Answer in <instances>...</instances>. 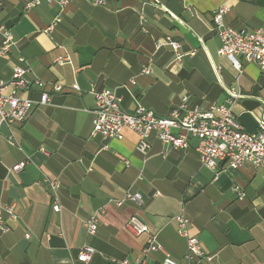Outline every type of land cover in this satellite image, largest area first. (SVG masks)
<instances>
[{
    "label": "crops",
    "instance_id": "1",
    "mask_svg": "<svg viewBox=\"0 0 264 264\" xmlns=\"http://www.w3.org/2000/svg\"><path fill=\"white\" fill-rule=\"evenodd\" d=\"M2 2L0 25L14 43L0 55V80H11L22 57L30 83L42 80L63 91L50 92L43 106L35 86L19 91L37 104L21 125L0 128V204L14 203L17 211L7 221L10 232L0 237V264L133 262L145 257L147 237L127 230L132 216L173 261L184 264L187 242L177 222L182 215L190 222L189 235L212 257L197 264H264V163L216 175L201 165L196 139L187 149H169L152 133L142 155L130 130L124 140L91 138L92 91L102 90L120 96L127 112L144 107L166 116L183 99L187 109L224 104L227 89H234L240 97L233 114L245 132L255 134L264 118V72L253 63L239 71L219 54L211 13L226 5V25L264 34V0H70L65 8L43 2L32 11H25L26 0ZM167 37L180 45L179 59ZM59 58L68 60L60 64ZM73 85L80 92H72ZM22 162L24 170L12 173ZM45 176L60 183L59 213ZM234 186L243 189L244 199L232 192ZM128 192L140 194L142 205L112 203ZM93 214L99 223L90 235L86 221ZM85 246L96 253L81 263L76 255ZM163 259L150 253L145 262Z\"/></svg>",
    "mask_w": 264,
    "mask_h": 264
},
{
    "label": "built area",
    "instance_id": "2",
    "mask_svg": "<svg viewBox=\"0 0 264 264\" xmlns=\"http://www.w3.org/2000/svg\"><path fill=\"white\" fill-rule=\"evenodd\" d=\"M0 0V7L2 6ZM43 2L55 3L61 8H65L70 0H26L25 11L42 5ZM229 7L220 6L211 13V22L214 31L220 39L221 47L219 54L226 57L233 67L242 70L244 64H256L260 71L264 72V34L261 31H247L234 29L224 22ZM61 21L57 18L53 26ZM0 35L3 40L0 44V55H6L13 45V37L10 31L0 25ZM165 43L170 45L176 52L177 58L180 45L167 37ZM162 44H158L160 48ZM194 53H192L193 55ZM68 59L59 58L58 63L63 64ZM19 63L13 68L12 78L9 82L0 80V128L3 124L7 127L21 125L25 122L29 111L35 106V102L18 95L19 91L30 90L35 86L40 90L39 104L46 105L50 100V92L60 93L63 88L60 85H46L42 80L30 83L26 75L27 66L22 64L25 60L19 58ZM144 73H149L144 69ZM132 81L131 85L135 86ZM72 92H80L77 85L72 86ZM95 97L96 106L91 111L93 115V128L91 138L102 140H124V131L130 130L138 136L137 150L142 155H147L149 150L148 139L155 133L159 141L169 149H187L190 140L198 141L197 151L203 168L215 172L236 171L242 169L244 165L250 164L258 168L264 163V118L258 120V130L255 134L245 132L232 111L233 103L240 97L234 89H227V99L224 104L211 103L206 108L193 107L187 109L186 101L183 99L182 105L176 110H172L166 116H160L154 111L144 107H138L134 112H127L122 108V98L111 90L100 92L92 91ZM10 145H16L14 135L8 138ZM45 154V150L43 151ZM27 162L18 163L12 167V173L23 171ZM45 185L50 189L53 199V211L60 212L58 191L60 183L45 176ZM232 192L239 200L244 199V192L240 186H234ZM125 202H131L138 206L142 205L141 195L138 193H126L121 200L112 201L116 207H121ZM16 205L0 204V237L10 232L7 224L9 219H16ZM178 232L186 239L187 249L184 256V264H197L200 260L211 262L209 256L202 248L198 238L191 237L188 232L189 220L184 216L177 218ZM98 217L93 214L86 221L88 233L95 235L98 230ZM127 230L135 236H146V245L143 249L145 257L136 259L133 262L127 260L115 262L116 264H147L146 256L150 253H161L164 256L162 264H180L173 261L170 256L158 244L156 235L150 233L147 226L136 216H132L127 222ZM29 238V235L26 236ZM96 251L90 246L83 247L76 255V260L81 263H88L95 255Z\"/></svg>",
    "mask_w": 264,
    "mask_h": 264
}]
</instances>
